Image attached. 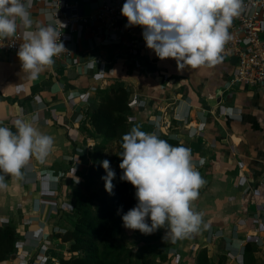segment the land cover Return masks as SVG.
I'll return each mask as SVG.
<instances>
[{"label":"crops","instance_id":"obj_1","mask_svg":"<svg viewBox=\"0 0 264 264\" xmlns=\"http://www.w3.org/2000/svg\"><path fill=\"white\" fill-rule=\"evenodd\" d=\"M49 1L27 0L31 28L17 18L16 33L53 27L58 14ZM78 1L88 15L104 0ZM65 32L70 62L53 58L36 79L17 54H0V127L16 133L19 119L54 140L49 154L32 156L20 176L0 173L6 185L0 188V226H13L17 236L6 264H38L44 247L51 256L45 264L66 253L68 244L55 230L71 228L93 145L100 142L88 115L98 92L113 85L129 93L128 132L138 127L191 149L194 170L204 180L191 202L202 217L198 231L173 239L166 223L148 244L156 260L160 251L163 264H195L198 251L206 249L213 262L225 255L226 264H243L244 246L252 243L255 264H264V89H228L236 64L231 57L178 72L174 59H159L142 38L140 68L94 26L73 25Z\"/></svg>","mask_w":264,"mask_h":264},{"label":"clouds","instance_id":"obj_2","mask_svg":"<svg viewBox=\"0 0 264 264\" xmlns=\"http://www.w3.org/2000/svg\"><path fill=\"white\" fill-rule=\"evenodd\" d=\"M241 10L242 0H125L121 14L127 18L126 27H143L147 48L161 60L174 59L177 71L182 72L186 66L198 68L220 61L230 39L229 27ZM29 17L27 0H0V37L17 32V18L31 28ZM60 36L52 26L24 33L17 56L30 78L36 79L65 50ZM15 126L16 133L0 127V173L18 177L32 156L43 159L49 154L54 140L23 120H16ZM121 147V180L136 189L138 201L122 215L124 227L150 235L167 223L166 236L173 239L198 231L202 217L192 210L191 202L198 198L204 180L194 170L191 149L173 146L138 127L123 135ZM101 165L106 172L102 177L105 190L111 195L115 172L108 160ZM4 179L0 175V188L6 187ZM121 211L122 207L118 214Z\"/></svg>","mask_w":264,"mask_h":264},{"label":"trees","instance_id":"obj_3","mask_svg":"<svg viewBox=\"0 0 264 264\" xmlns=\"http://www.w3.org/2000/svg\"><path fill=\"white\" fill-rule=\"evenodd\" d=\"M128 95V90L118 85L100 90L98 103L88 115L93 134L100 142L93 145L91 164L80 185L71 228L59 235L61 241L68 244L66 253L58 258L60 264H163L165 260H155L152 249L150 253L142 252L134 256L122 241L125 229L122 215L138 203L136 189L129 182L121 180L123 170L119 167L123 151L122 137L128 132ZM161 139L178 146L176 140ZM103 160H108L115 172L111 195L105 190L102 179L106 175L101 165ZM121 207L122 211L118 214ZM147 222L150 224V219ZM129 230L138 237L145 235L139 230ZM16 241L13 226H0V264H6L15 250ZM256 249L252 243L245 244L243 264H255ZM195 264H226V256L220 255L213 262L207 250L201 249L195 257Z\"/></svg>","mask_w":264,"mask_h":264},{"label":"built area","instance_id":"obj_4","mask_svg":"<svg viewBox=\"0 0 264 264\" xmlns=\"http://www.w3.org/2000/svg\"><path fill=\"white\" fill-rule=\"evenodd\" d=\"M124 3L125 0H104L99 7L90 11L88 15H84L78 0L47 2L58 14V20L54 22L53 27L60 32V40L65 46V50L53 58L65 64L71 60L72 50L63 41L65 29L73 25L94 26L101 32L102 37L106 38V41L118 44L125 49L123 57L135 61L140 68H143V62L139 59L144 29L142 26L126 27L127 18L121 14ZM228 31L230 39L225 43L220 56L223 59L234 58L236 64L227 88L264 89V0H242L240 15L233 18ZM24 42V36L20 33H15L8 38L0 37V54H17L20 45ZM191 132L193 135L197 133L194 130ZM77 170V164L74 162L70 173L75 175ZM55 232L61 235L65 233V230L56 229ZM212 236L216 234L212 233ZM37 255L44 259V261L38 260V264H45L46 260H51L47 247L42 248ZM54 262L59 264L57 258Z\"/></svg>","mask_w":264,"mask_h":264},{"label":"rangeland","instance_id":"obj_5","mask_svg":"<svg viewBox=\"0 0 264 264\" xmlns=\"http://www.w3.org/2000/svg\"><path fill=\"white\" fill-rule=\"evenodd\" d=\"M111 151H113V149H111ZM154 239V234H150V235H143L141 237H138V236H135L133 235L128 228H125L124 229V232L122 234V241H123V244L132 250L133 252V255L134 256H137L138 254L140 253H150V250L151 248L149 247L152 243ZM150 243V245H148ZM156 256V252L154 250V257ZM158 258H164L162 255H161V252L159 251L158 255H157ZM165 259V258H164ZM155 260H156V257H155ZM161 260V259H160ZM136 261V259H135ZM137 262V261H136ZM138 263V262H137ZM170 263V262H169ZM171 264V263H170Z\"/></svg>","mask_w":264,"mask_h":264}]
</instances>
